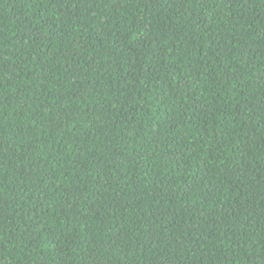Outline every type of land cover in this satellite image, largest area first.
Segmentation results:
<instances>
[{
    "label": "trees",
    "instance_id": "obj_1",
    "mask_svg": "<svg viewBox=\"0 0 264 264\" xmlns=\"http://www.w3.org/2000/svg\"><path fill=\"white\" fill-rule=\"evenodd\" d=\"M0 264H264V0H0Z\"/></svg>",
    "mask_w": 264,
    "mask_h": 264
}]
</instances>
